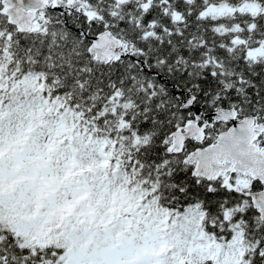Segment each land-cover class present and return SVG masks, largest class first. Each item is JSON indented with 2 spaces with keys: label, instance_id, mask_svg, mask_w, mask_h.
Returning a JSON list of instances; mask_svg holds the SVG:
<instances>
[{
  "label": "snow or ice",
  "instance_id": "obj_1",
  "mask_svg": "<svg viewBox=\"0 0 264 264\" xmlns=\"http://www.w3.org/2000/svg\"><path fill=\"white\" fill-rule=\"evenodd\" d=\"M0 264H264V0H0Z\"/></svg>",
  "mask_w": 264,
  "mask_h": 264
}]
</instances>
